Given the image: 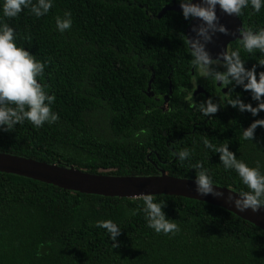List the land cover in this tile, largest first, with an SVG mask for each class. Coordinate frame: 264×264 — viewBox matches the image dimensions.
I'll list each match as a JSON object with an SVG mask.
<instances>
[{
    "label": "trees",
    "instance_id": "obj_1",
    "mask_svg": "<svg viewBox=\"0 0 264 264\" xmlns=\"http://www.w3.org/2000/svg\"><path fill=\"white\" fill-rule=\"evenodd\" d=\"M171 3L54 0L39 18L30 7L12 18L0 8V23L16 29L17 45L48 62L44 82L46 91L55 93L51 110L59 117L40 127L25 120L10 132L0 131V151L112 175L165 170L195 179L207 170L213 183L247 191L235 170H225L220 154L204 141L228 145L249 166L259 161L264 172V127H257L253 142L242 136L251 122L264 118V111L253 116L227 105L236 95L253 106L257 102L241 86L229 92L230 86L222 85L224 92L193 66L186 38L190 19L182 10L158 16ZM65 11L72 25L61 33L55 18ZM239 18L245 29L264 27V7L254 12L249 5ZM234 49L245 67L264 70L258 65L264 59L259 50L248 53L239 38L228 52ZM197 84L204 92L195 93ZM210 97L225 106L206 116L199 105ZM184 149L189 156L179 160L177 153ZM152 196L165 202L166 217L178 226L174 234L147 226L140 210L143 196L83 193L0 171V264H264V229L206 201ZM101 220L119 225L117 247L96 226Z\"/></svg>",
    "mask_w": 264,
    "mask_h": 264
},
{
    "label": "clouds",
    "instance_id": "obj_2",
    "mask_svg": "<svg viewBox=\"0 0 264 264\" xmlns=\"http://www.w3.org/2000/svg\"><path fill=\"white\" fill-rule=\"evenodd\" d=\"M182 15L186 20L199 19L200 23L193 26L195 36L189 39L191 49L190 56L193 66H199L206 75L211 76L218 84L229 87V92L236 86H241L245 91H249L252 100L256 105L245 103L240 95L227 99L226 104L239 111H249L256 116L260 111H264V70L257 72V65L251 68L245 67L244 60L241 59L238 50L221 52L213 58L206 48L211 42L215 33L220 32L225 35L229 30L225 25L219 23L216 15V7L226 14L241 15L244 8L251 7L252 11L259 12L264 7V0H178ZM54 0H3V16L16 17L23 9L29 8L37 18L46 15L52 8ZM72 19L70 11H65L63 16L55 18L56 30L63 33L71 28ZM239 39L242 47L248 53L259 50L264 54V27L256 30L252 28L238 29ZM17 31L7 23H0V131H12L15 126L22 124L25 120L31 122L35 127L43 126L45 122L52 124L58 120V114L51 110V105L55 101V93H49V87L44 82L46 60L41 61L31 54L24 46H18L16 42ZM258 65L264 67V59H259ZM223 66L225 70H219L218 66ZM195 103L193 102V105ZM190 105V106H193ZM223 102L216 103L210 97L205 102L200 103L199 109L204 115L216 113L224 107ZM264 127V118L256 119L243 129L242 136L245 140L253 142L257 127ZM207 148L213 149L220 154V161L225 170H235L241 182L247 187V191H239L237 195H229L235 209L240 213L251 210L253 213L264 209V172L261 171L260 162L255 166H249L242 160H238L228 145L216 147L204 141ZM189 156V151L184 149L177 153L179 160H184ZM196 167H201L197 163ZM197 193L201 195L213 194L216 196L223 193L214 190L213 180L207 174V170H201L194 181ZM164 201L155 202L151 193L143 194V208L140 209L145 215L147 226L156 233H172L178 230V226L173 220L166 217L163 207ZM136 214V210H132ZM96 226L103 228L112 241L113 248L118 246L117 237L121 234L118 224L112 220H101L96 222Z\"/></svg>",
    "mask_w": 264,
    "mask_h": 264
},
{
    "label": "water",
    "instance_id": "obj_3",
    "mask_svg": "<svg viewBox=\"0 0 264 264\" xmlns=\"http://www.w3.org/2000/svg\"><path fill=\"white\" fill-rule=\"evenodd\" d=\"M194 2H197V0H194ZM168 10L180 11L182 9L179 3L173 0V3L162 7L158 16L161 17ZM216 15L219 18V23L225 25L229 30V34L225 35L224 33L217 32L211 42L206 45L207 50L213 58L217 57L221 52H228L229 44L239 38L238 29L245 28L239 16L226 14L220 9L219 5L216 7ZM199 23V19H190L186 27L188 44V38L196 35L193 31V26H197ZM192 72L194 74V67L192 68ZM150 88L151 86L149 85L147 90L149 94L152 93ZM223 91L225 92L226 88H223ZM197 92H204V89L198 85V88L195 90V93ZM0 171L30 177L73 191L105 196L134 198L141 197L146 193H151L152 195L163 193L185 196L221 206L264 229V209L256 213H253L250 209L240 213L234 208L232 201L228 197L230 194L235 197L237 191L214 183V190L223 193V195H201L196 191L195 179L172 176L167 174L165 170L156 175L93 173L84 171L73 165L59 164L57 162L49 163L0 151Z\"/></svg>",
    "mask_w": 264,
    "mask_h": 264
},
{
    "label": "flooded vegetation",
    "instance_id": "obj_4",
    "mask_svg": "<svg viewBox=\"0 0 264 264\" xmlns=\"http://www.w3.org/2000/svg\"><path fill=\"white\" fill-rule=\"evenodd\" d=\"M199 84H197V87H198ZM219 87H222V85H220ZM223 88V87H222ZM192 96H194V90H193V93H192Z\"/></svg>",
    "mask_w": 264,
    "mask_h": 264
}]
</instances>
